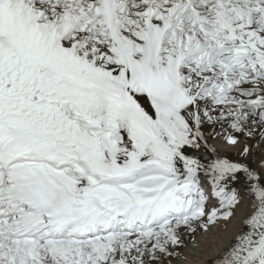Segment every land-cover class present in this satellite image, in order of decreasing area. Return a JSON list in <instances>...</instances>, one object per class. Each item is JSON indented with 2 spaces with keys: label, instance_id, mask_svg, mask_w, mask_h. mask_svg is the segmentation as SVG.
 Listing matches in <instances>:
<instances>
[{
  "label": "snow or ice",
  "instance_id": "1",
  "mask_svg": "<svg viewBox=\"0 0 264 264\" xmlns=\"http://www.w3.org/2000/svg\"><path fill=\"white\" fill-rule=\"evenodd\" d=\"M213 139L264 143V0H0V264H183L245 196L211 264H264Z\"/></svg>",
  "mask_w": 264,
  "mask_h": 264
},
{
  "label": "bare ground",
  "instance_id": "2",
  "mask_svg": "<svg viewBox=\"0 0 264 264\" xmlns=\"http://www.w3.org/2000/svg\"><path fill=\"white\" fill-rule=\"evenodd\" d=\"M210 143L217 148L221 157L228 158L233 162L246 164L256 171L264 174V143H261L258 148L254 147L252 152L247 157L240 154L243 145L240 147H230L219 139H213ZM248 143L252 145L258 143V141L248 140ZM192 154L201 156L202 159L210 158L207 153L193 152ZM204 183L205 186L208 185L207 180H205ZM233 187H236L242 196L245 195L243 177L241 178V181L234 184ZM209 191H211L210 187ZM247 202V197L245 196V205H242L241 208L238 209L237 219L231 224L226 227L221 226L208 236L202 237L200 239V247L198 249L185 250L187 260L184 261L183 264H211V261L224 251L240 230V220L247 214ZM213 203H215V201H213Z\"/></svg>",
  "mask_w": 264,
  "mask_h": 264
}]
</instances>
